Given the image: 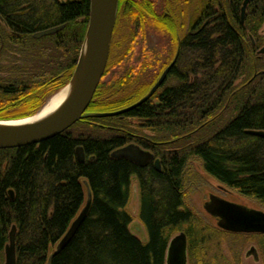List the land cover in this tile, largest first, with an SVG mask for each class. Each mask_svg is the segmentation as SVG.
<instances>
[{"label": "trees", "instance_id": "16d2710c", "mask_svg": "<svg viewBox=\"0 0 264 264\" xmlns=\"http://www.w3.org/2000/svg\"><path fill=\"white\" fill-rule=\"evenodd\" d=\"M225 1L201 0L166 82L144 102L118 115L85 116L37 144L0 149V249L15 224L17 264H166L168 243L177 231L187 235L191 264H241L249 236L258 238L264 254V233L221 230L205 223L184 199L188 163L196 157L218 182L264 204V136L246 131L264 130V73L251 79L264 58L255 52L264 43L258 32L264 0L250 1L243 23V0ZM89 11L90 0H0V118L19 110L32 113L68 79ZM62 24L56 33L33 36ZM66 50H71L69 59ZM126 57L127 52L124 68L98 86L87 111L126 108L149 90L152 84L143 90L134 86L139 76ZM239 76L245 82L236 86ZM124 117L140 121L137 129L129 130ZM145 129L150 135L135 136ZM134 138L150 144L160 170L112 155ZM78 146L84 161L76 156ZM133 177L147 241L129 229ZM85 180L92 192L90 210L70 242L54 253L85 203Z\"/></svg>", "mask_w": 264, "mask_h": 264}, {"label": "rangeland", "instance_id": "374dc122", "mask_svg": "<svg viewBox=\"0 0 264 264\" xmlns=\"http://www.w3.org/2000/svg\"><path fill=\"white\" fill-rule=\"evenodd\" d=\"M244 1L245 0H243L241 5V11ZM250 1L251 0H247L244 19H242L241 16L242 23L245 20L247 8ZM201 7H202L201 0H118L116 19L114 22L113 33L110 42L109 57H108L106 69L98 86L101 84V82H107L109 78L113 74H115V71H118L119 69H121V67H123V64L125 63L124 62L125 60H123V58L125 57V53L127 52L128 57L125 58L128 61L127 66L129 69L130 68L136 69L134 73H138L137 76H139L138 82H136L134 86L137 88H141L143 90L147 84H148L147 86H149V84L150 85L152 84L149 90L147 89L144 95L146 96L151 91L155 83L158 81L164 69L174 60L173 58H175L178 52V48L180 44L179 41L182 39L183 35L189 29L195 26L192 25L195 21L193 23H191V21L197 19L195 18L196 17L195 15L199 12ZM138 12H140V14H138ZM80 20H83V18H81ZM207 21L204 22L206 23ZM88 24H89V16L87 21V28H88ZM84 25L85 24H83V26ZM79 26L81 27L82 25L80 24ZM77 27L78 26H75L74 28ZM63 28H61L60 30H62ZM258 32L259 35L264 36V24L261 26ZM35 38H40V37H35ZM249 38L252 40V43L254 45L255 42L253 40L254 39L253 36L249 35ZM84 40L82 42V45L84 43ZM82 45L80 48L79 56L81 53ZM263 46L264 43L259 44L255 52L257 55L259 56L262 55L264 57V53L263 54L258 53L259 49ZM66 51H67L66 57L67 59H69L71 50L70 51L66 50ZM67 63H69V61ZM259 65L260 66L262 65L261 66L262 68H260V66H255V68L252 70V72L254 73L251 76V79L264 70V58L259 62ZM249 70H250V66H249ZM75 71L76 68L73 69L70 76L64 83H62L61 85L59 84L56 87V89H52L51 92H49L47 96L43 99V101L37 107V109H35L32 113L28 112L25 114L24 111L19 110V111H15L16 115L12 114V116H9L7 118H0V119L1 120L20 119L36 114L52 95L56 94L57 92H59L60 90H62L71 83L75 75ZM170 71L168 72V74L170 73ZM166 79L158 86V88L156 89V91H154V93L162 89L164 83L166 82ZM243 81H244V77L239 76L234 82V85L236 86L240 85ZM56 83L57 82H55L54 84L56 85ZM20 105L22 104H19L18 105L19 107L18 106L16 107L19 109ZM87 110L83 117L91 115V113H93V111L91 112ZM123 123L126 125V127L129 130H132V129H137L140 121H138L137 119L124 117ZM90 129L91 128H89V130ZM108 129H110V131L112 130L117 131L116 130L117 128L113 127L112 125H110ZM142 134L150 135L147 129H145L142 132ZM134 140H136L138 143L142 142L135 138ZM152 162L155 163V160L152 159ZM185 178H186L185 181L186 184L184 188L185 202L187 206L207 224L217 226V219L214 216H212L210 213H208L204 207L205 202L210 199V195L212 194L218 195L222 198L234 202L241 203L247 207L264 211V204L258 201L257 199L253 197L241 195L235 189L226 187L222 183L218 182L215 178L207 174L203 170L200 160L196 157H192L190 159ZM84 201H86V196ZM84 204L85 203L83 202V205ZM139 205H140L139 185L137 179L133 177L131 183L130 200L128 203V209L131 211L133 215V220L129 225V229L139 239H141L142 241H147L148 232L144 223L141 221L139 217ZM179 232L180 231L175 232L173 236L178 234ZM233 233H237V232H233ZM245 234H251V233H245ZM8 241L6 243H8ZM5 245L4 248L0 249L1 264H4L6 260ZM223 246L225 249V253L228 256H231V252L225 242L223 243ZM252 246H254L257 251V257H255L252 253L251 254L247 253ZM16 253H17V249H16ZM186 253H187L186 264H191L189 259L188 249ZM241 254H242L241 264H264V254L258 242V238L256 237H252V236L251 237L249 236V238L245 237V243L242 247ZM16 264H17V256H16Z\"/></svg>", "mask_w": 264, "mask_h": 264}, {"label": "water", "instance_id": "95a60500", "mask_svg": "<svg viewBox=\"0 0 264 264\" xmlns=\"http://www.w3.org/2000/svg\"><path fill=\"white\" fill-rule=\"evenodd\" d=\"M246 5L247 0L244 1L242 6V19H244ZM117 6L118 0H90L89 24L75 73L80 67L79 63L83 54L86 55V61L81 80L75 91L58 111L42 121L24 125H0V149L40 143L63 132L84 116L106 69ZM63 27L64 24L48 27L36 31L33 35L34 37H41L54 33ZM258 53H264V46L259 49ZM177 55L178 53L174 60L164 69L151 91L139 101L117 111L95 112L91 113V115L110 116L124 113L147 100L158 86L165 81ZM246 131L250 134L264 136V130L248 129ZM75 152L80 161L85 160L82 146H78ZM112 155L126 157L140 165H146L152 158L151 152L143 150L136 144L119 147L112 152ZM155 164L156 168L160 169L159 159L155 160ZM84 183L87 187L85 204L71 222L66 233L57 242L54 253L70 242L90 210L92 192L86 180ZM10 194L13 195L12 190H10ZM204 207L208 213L217 219L219 228L237 233H264L263 210L247 207L214 194L210 195V199L205 202ZM16 231L17 226L13 224L9 231V241L5 245L6 260L4 264H16ZM186 252L187 235L184 231H180L169 242L166 264H186ZM247 253H252L257 257V251L254 246Z\"/></svg>", "mask_w": 264, "mask_h": 264}, {"label": "bare ground", "instance_id": "6f19581e", "mask_svg": "<svg viewBox=\"0 0 264 264\" xmlns=\"http://www.w3.org/2000/svg\"><path fill=\"white\" fill-rule=\"evenodd\" d=\"M85 56L86 55L83 54V57L79 63L80 67L77 70V72L75 73L71 83L69 85H67L65 88H63L62 90H60L59 92H57L56 94L52 95L45 102V104L41 107V109L36 114H34L32 116L25 117V118H20V119L0 120V125L11 126V125H24V124L36 123V122H39V121H42V120L48 118L49 116L54 114L56 111H58L66 103V101L70 98V96L73 94V92L75 91L76 87L78 86V84L81 80L83 70L85 67V61H86ZM262 73H264V70L262 71ZM255 130H262V129H255ZM260 136H262V135H260ZM132 162H134V161H132ZM159 162H160V159H159ZM154 165L156 167V164H154ZM161 168H162V166H161V162H160V169ZM160 169H157V170H160ZM224 188H226V187H224ZM220 229L224 230L222 228H220ZM224 231H226V230H224ZM228 232H230V231H228ZM172 237L170 238V240L172 239ZM170 240H169V242H170ZM168 245H169V243H168ZM166 254H167V251H166Z\"/></svg>", "mask_w": 264, "mask_h": 264}, {"label": "flooded vegetation", "instance_id": "af4514ba", "mask_svg": "<svg viewBox=\"0 0 264 264\" xmlns=\"http://www.w3.org/2000/svg\"><path fill=\"white\" fill-rule=\"evenodd\" d=\"M178 53V52H177ZM174 59V58H173ZM176 60H177V58H176ZM176 62V61H175ZM174 65H175V63H174ZM173 65V66H174ZM172 66V67H173ZM172 69V68H171ZM135 136H137V138H139V139H141V138H143L142 136H143V134H141V133H139V132H137V133H135ZM132 140H133V142H132ZM129 144H136V145H138L140 148H142L143 150H145V151H149V152H151L152 153V158L149 160V162L146 164V165H149L150 163H153L152 162V159L153 160H156V159H160L159 157H156V155H155V152H154V149L150 146V144H145V143H143V142H140V143H138L136 140H134V139H131V140H129V142L127 141V142H125L122 146H120V147H124V146H126V145H129ZM172 149H175L174 147H170V150H172ZM138 164V163H137ZM153 164H155V163H153ZM140 165V164H139ZM146 165H141V166H146Z\"/></svg>", "mask_w": 264, "mask_h": 264}]
</instances>
